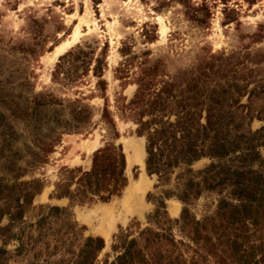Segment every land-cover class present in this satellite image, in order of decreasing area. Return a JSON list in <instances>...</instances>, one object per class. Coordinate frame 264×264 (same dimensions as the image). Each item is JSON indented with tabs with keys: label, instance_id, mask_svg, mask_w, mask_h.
Masks as SVG:
<instances>
[{
	"label": "rangeland",
	"instance_id": "obj_1",
	"mask_svg": "<svg viewBox=\"0 0 264 264\" xmlns=\"http://www.w3.org/2000/svg\"><path fill=\"white\" fill-rule=\"evenodd\" d=\"M123 43L135 55L126 76L142 58L161 60L171 94L188 97L184 117L208 128L198 159L165 181L147 173L135 118L120 111L136 90L114 72ZM77 46L104 58V91L92 63L52 78ZM177 109L166 107L170 122ZM106 141L125 160L111 194L109 172L84 176ZM0 179V264L70 263L87 237L103 244L93 264L131 238L139 264H264V0H0Z\"/></svg>",
	"mask_w": 264,
	"mask_h": 264
},
{
	"label": "trees",
	"instance_id": "obj_2",
	"mask_svg": "<svg viewBox=\"0 0 264 264\" xmlns=\"http://www.w3.org/2000/svg\"><path fill=\"white\" fill-rule=\"evenodd\" d=\"M148 37L149 35H147ZM82 50L80 46H77L75 50L71 49L62 54L52 71V78L59 79L63 83L71 81L75 79L74 75L79 67L86 69L92 63L91 73L97 77L95 86L100 91H104L106 81L101 77L104 58L97 56L91 62V59ZM130 51V48L123 43L120 51H118L121 61L117 69L114 70L120 76L123 74V80L131 79L133 84H136L135 93L128 102L125 104L121 103L120 111L127 113V116L135 118V134L137 133L138 136H142L144 140L143 148L145 155L143 160L147 173H155L156 179L165 181L167 180L169 170L179 162L189 163L200 156L197 151L199 152L200 148H204V146L202 140H197L196 134L198 133V128L199 131L204 132L208 128L197 124L194 127L184 117L183 107H185L184 102L188 97L181 95V90L176 95L171 94V81L162 70L161 60L154 58L148 62L147 59L142 58L136 63L134 77L126 76L129 66L132 65L135 57V55H130ZM63 60L64 62L60 63ZM174 106H178V109L172 114V117L175 118L174 121L170 122L169 118L165 115L166 107ZM102 115L107 116L106 109H103ZM113 137L114 140L118 138L117 132H114ZM205 147L208 152H213L215 156H219L220 153L217 151L222 146H217L213 142ZM91 161L92 167L84 175L87 180L95 179L96 181L100 171H105L111 174L112 180V183L109 184L108 194H111L112 190L118 191L119 187L124 185L125 178L123 171L125 169V160L119 144H114V141H106L102 147L94 151ZM3 181L5 180L0 179V191ZM182 184L185 191L193 182L189 178H185ZM54 209L57 210L59 207H51V210ZM152 215L155 217L160 216L157 209L154 210ZM43 220L44 218L39 219L36 225L42 223ZM146 231L149 232L146 228L141 229L139 235ZM144 240H148V235L144 237ZM82 245V248L78 249L74 258L70 260V263L64 264H93L94 255H96L103 245L102 240L100 238L87 237ZM121 248L111 258H105L102 264H139L144 257L142 247H137L134 238L123 241ZM88 260H91V262H88ZM43 261L44 264L48 262L47 259Z\"/></svg>",
	"mask_w": 264,
	"mask_h": 264
},
{
	"label": "bare ground",
	"instance_id": "obj_3",
	"mask_svg": "<svg viewBox=\"0 0 264 264\" xmlns=\"http://www.w3.org/2000/svg\"><path fill=\"white\" fill-rule=\"evenodd\" d=\"M78 28L69 34L65 39H63L60 43L55 45L53 49L48 52L45 56V64H51L52 61L56 59L58 55H60L63 51L67 50L78 38ZM139 148H136L138 150Z\"/></svg>",
	"mask_w": 264,
	"mask_h": 264
}]
</instances>
